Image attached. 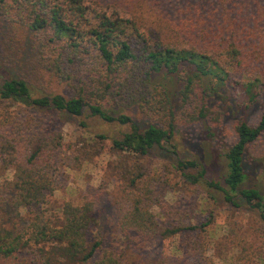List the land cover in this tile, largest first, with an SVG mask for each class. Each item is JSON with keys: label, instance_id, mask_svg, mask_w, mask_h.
<instances>
[{"label": "trees", "instance_id": "16d2710c", "mask_svg": "<svg viewBox=\"0 0 264 264\" xmlns=\"http://www.w3.org/2000/svg\"><path fill=\"white\" fill-rule=\"evenodd\" d=\"M0 23L2 67L17 70L0 74V264H133L149 242L145 264H264V193L246 186L264 138V0H0ZM88 118L129 131L88 134ZM225 118L222 173L209 180L178 141L196 125L225 135ZM102 156L112 181L55 199L61 169ZM219 204L251 217V242L229 215L217 224Z\"/></svg>", "mask_w": 264, "mask_h": 264}, {"label": "rangeland", "instance_id": "374dc122", "mask_svg": "<svg viewBox=\"0 0 264 264\" xmlns=\"http://www.w3.org/2000/svg\"><path fill=\"white\" fill-rule=\"evenodd\" d=\"M6 34V29L0 23V74L4 77L16 76L17 70L7 69L2 67L5 64H12V61L4 54L1 46V42ZM2 50V51H1ZM259 113L258 107H253L248 114V121L254 122ZM240 115H238L239 118ZM72 119L67 117H63L60 119L61 123L64 125L63 129L65 133L71 134L75 132L74 125H72ZM59 121V122H60ZM86 122V131L88 134H103L109 138H121L122 135L129 131V127L120 126L114 123H106L101 121L98 118H88L85 120ZM226 122V123H225ZM231 120L225 118L224 127L226 131L225 135L218 128L217 130L212 131V136L208 137L209 134L205 133L204 126H192L188 127L185 130V137L180 135L181 140L178 141V154L182 158H191L197 159L201 161L208 170V179L217 180L221 175V169L223 167L221 151L227 145V142L230 137H228V132L231 130ZM170 156V155H169ZM172 157V155H171ZM172 160V159H171ZM108 161L107 156L102 157H93L91 159L90 164L83 169L80 173H74L69 170L61 169L62 172V188L61 190L55 193V199L59 202L64 200H74L77 201L84 192L91 190L92 188L100 185L102 180H110L109 173L106 169V162ZM247 163L251 168L248 171L249 178L247 180L246 186H251L252 183L259 188V190L264 193V167H259L260 164H264V138H262L261 143L252 151L248 152ZM112 181V180H110ZM165 198L169 202H175L176 200H182V202L186 203L191 199L189 193L173 194L168 190L164 191ZM219 217L217 224L223 222L226 218V215H229L231 223H238L239 226L242 227L240 232H237L238 235L247 241L251 242V238L249 237L251 230L249 229L252 226V219L247 213H235L229 210L223 209L222 204H219ZM223 209V210H222ZM103 213H100L98 219L100 222L99 225V236L104 238V246L107 247L111 244H114L115 236L112 230L106 226V219L103 217ZM196 221V219H194ZM225 229H220L219 234H225ZM196 237H193L195 239ZM222 244H225V241L219 239ZM162 244H160L161 247ZM166 245V244H165ZM164 246V245H163ZM162 246V247H163ZM161 247V248H162ZM157 248L154 247L152 243H147L146 246H143L141 250L137 253L133 254V258L131 259L133 264H145L149 259L152 260L154 250ZM213 254V249H209L205 258H209V255ZM193 262L197 264H210L208 260H204V258L194 259Z\"/></svg>", "mask_w": 264, "mask_h": 264}]
</instances>
